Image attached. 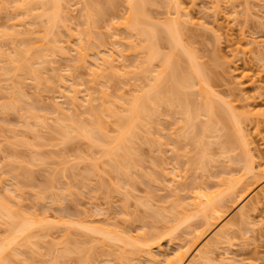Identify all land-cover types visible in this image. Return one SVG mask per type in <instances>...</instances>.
Segmentation results:
<instances>
[{
	"label": "rangeland",
	"instance_id": "rangeland-1",
	"mask_svg": "<svg viewBox=\"0 0 264 264\" xmlns=\"http://www.w3.org/2000/svg\"><path fill=\"white\" fill-rule=\"evenodd\" d=\"M46 1L0 0V203L9 205L11 212H14L13 216L17 215L16 218L12 216L14 219L12 221H17L19 224V221L21 223L27 219L34 224L23 234H26L28 239L25 240V236L20 235L15 243L5 250L7 251L5 262L0 260V264H121L122 262L125 264L131 261L132 264H150L151 262L144 257L146 254L142 255L149 249L158 256V259L163 260L165 256L174 254L173 252L182 246V243L183 245H187L186 242L191 243L190 238L195 233L192 229L196 231L199 227L202 228V217L198 214L201 218L194 215L192 202L189 203L193 201L191 194H195V190L204 185L209 186L208 191L210 188L213 191L217 190L220 186L219 189L224 188V185L227 186L225 182H230L226 178L239 176L242 171L244 172L245 165L249 164V161L245 160V155L241 154L243 152L238 148V142L234 140L236 136L232 121L224 119L223 123H220L212 119L210 128L213 130L217 126L216 130L210 131L208 127L210 132L205 131L208 129H205L203 124L207 116L203 118L204 111L201 110L199 113L202 112L203 115H198L199 117L196 115L195 125L190 121L191 125L188 122L190 128L185 127L187 121H183L184 116L181 113L185 114V111H182L185 107L183 106L185 95L181 93L182 98L180 94L177 97L173 96L180 102L175 103V99L172 98L171 106L170 101L166 99L164 101L167 103L163 101L162 106L158 102L160 107L157 103L158 110L154 108L157 104L152 106L154 110L147 104V108L151 110L148 112L152 115H148L149 120L145 118L146 110L145 114H141L144 118L139 117L142 121L137 119L138 123L135 119L131 124L130 135L127 137L128 131L122 136L120 131L122 122L124 121V125L125 120L127 121L126 117L128 118L130 114L126 108L132 104L130 102L132 98L135 99V94L140 96L149 91L151 87L148 88L150 86L148 82H152L156 73H159L157 78L163 77L162 75L165 78L164 81L163 78L159 81L154 79L155 83L159 82L158 84L161 85L167 83L168 75L167 72L163 74L165 71L162 70L161 55H165L168 50L167 53H170V49H167L170 45H166L169 40L160 28L163 29L161 24L168 18L169 21L178 19L177 16L180 14L173 18L176 15L174 1L147 0L148 3L142 5L143 7L145 5V9H142L145 10L143 12L147 17L145 19L151 18V20L146 26L147 22H145V27H141L148 29L152 24L156 27L154 30L158 39L153 46L157 52L160 50L159 54L161 53L155 56H161V60L155 57L152 60L150 55L149 61L153 62L151 65L142 64L141 59L147 51H150L147 48L151 47V42H154L153 31L147 32V38L151 34L148 40L151 42L146 43L149 46L146 47L143 45L145 41L147 42L145 37H139L138 32L141 27L135 29L124 27L130 20L129 17L126 21L129 5L124 3L125 0H55L54 2H58L54 3L53 7L50 1V4H46ZM219 1L221 3L216 2L220 5L219 7L217 5V11L214 8V0H180L183 6L180 11L183 10L184 12L181 13L185 15L181 19L179 17L180 23L183 22L182 20L186 23L187 15L192 18H188L186 27L180 26V31L183 29L180 35L186 44L184 46L187 50L191 49V53L195 52L193 54L197 55L196 61L200 62L197 63L205 67L202 69L205 70L203 78L204 75L206 79L209 76L206 81L210 80L211 88L220 94H218L220 100L217 94L216 98L211 97L216 99L213 100L216 101L215 105L220 103L218 106L225 108L221 101L224 99V102L228 101L229 106L235 107L239 112L252 108L253 111L261 112V115L264 112V0ZM49 12L53 17L48 16ZM179 19L176 21L179 22ZM152 21L160 22L156 25L160 24L161 27L159 28ZM142 35L144 36L145 33ZM240 36L245 37L241 38L247 39L250 45L255 43L250 46L253 49L248 50H253L252 54L246 49L244 53V48L248 47L245 43V46L242 44L243 50L239 45V50H242L240 52L238 50L239 53L234 50ZM58 47L62 48V52ZM180 49L178 48L180 51L178 53H182ZM178 53H175V57L179 55ZM107 54L110 58L105 56V59L108 57L114 61L111 60L113 64L108 59L102 61V63H110L108 66L106 64L103 66L97 56L104 58L103 55ZM146 57L149 56L146 54ZM185 60H187L186 56L185 59L181 57L178 62L179 64L184 62L180 65L187 71L188 65ZM96 64H99L100 68L99 65L96 67ZM140 69L146 74H141ZM156 70H162L163 73ZM196 81L197 79L193 80V83ZM196 83L195 86H198ZM197 86L193 87L196 91ZM201 93L199 95L195 93L194 98H190L192 104H203L205 93ZM71 94L75 95L77 101L75 97H71ZM186 95L189 97L187 92ZM196 95L198 97L203 95V98H198ZM73 98L75 100H71ZM83 101H89L92 106H86L89 107L86 109L85 104L89 103ZM80 103L84 106L82 104L80 106ZM73 104H75L74 108L71 107ZM150 104L152 103L149 102ZM115 113L118 115L116 116ZM93 120L100 126H98L99 132L97 128L90 131L89 126H92L90 123ZM260 122L257 123L259 125L257 130L254 129L257 125L253 124V120L250 125L246 124V128L249 126L250 134H253L254 130L258 132L254 137L257 141L254 140L253 152L257 159L255 162L264 166V121ZM79 124L83 125L79 126ZM67 126L70 128L68 129ZM81 126L89 129L86 131L87 134L96 131L104 136L101 134V137L96 132L93 136L90 133L91 137H97L92 142V139L87 137L89 135L82 134L86 132H80ZM193 126H195L194 131ZM197 127L201 131H195ZM75 128H78L79 133ZM201 128L205 133H202ZM64 129L69 135L64 133ZM122 133H124L123 128ZM120 134L126 137L123 138L126 142L122 140L124 150L122 143L116 144L119 152L117 156L115 154L113 156L117 159L112 156L111 159L107 151L111 152L108 150L110 148L113 152L116 151L113 147ZM117 136L118 138L112 140ZM196 136L204 138V141L198 139L203 143L202 146L196 141ZM130 137L132 139H128ZM191 137L193 139L195 137V142ZM230 140L233 141L230 143ZM129 142H132L131 145ZM107 158L112 162L115 160V163L117 160L118 164H116L120 169L116 164L118 169L107 165L110 161ZM120 159L124 162L122 163ZM127 162L129 166L125 167ZM117 170L123 173L116 172ZM247 177H245L247 181L244 182L253 186L246 197L239 203H236L235 198L229 200L231 203L226 202L225 215L194 244L193 249L204 246L221 227L231 222L228 225L234 227L230 232V240L224 243L226 245L218 247L219 251L216 249L215 253L213 252L214 263L211 261L210 264H264V201L259 204L256 211L253 210L255 212L248 211L250 223L247 219L245 221L247 223L243 224L239 221L238 215L240 207L247 205V208L244 207L247 211L250 201L253 202V197L264 187V176L257 177L256 183H252V177ZM220 182L224 185H220ZM212 190L210 192H213ZM181 200L183 202L189 200V204L184 202L188 207L183 208V206L177 210L180 206H175V202L181 205L183 203ZM0 210L3 211L1 205ZM184 211L185 215H183ZM1 213L3 215V212ZM190 214L193 216L189 218ZM2 215L0 214V240L1 238L3 240L0 243L11 237L10 229L6 228L14 223ZM186 215L189 219H186ZM174 216L180 217L181 221ZM181 217L186 220L182 222ZM86 225L108 230L110 234L116 235L114 236L116 239H111L112 234L111 238L106 237L107 235L104 238L96 231L92 233L87 230ZM10 227L13 230L14 225ZM93 229L99 228L93 227ZM188 232L190 235L187 234ZM117 235L121 236V240L118 238L120 241H116ZM126 235L131 236L130 242L128 239V242L126 241L128 238ZM123 236L126 238L124 239ZM133 239H136L133 242L137 245L133 244ZM146 243L149 245H143ZM133 246H136L132 249L136 252L141 246L138 251L142 249L145 251H141V255L140 252L137 253L139 255L133 256L132 253L127 255L126 253ZM122 254L128 257L125 256V259Z\"/></svg>",
	"mask_w": 264,
	"mask_h": 264
},
{
	"label": "bare ground",
	"instance_id": "bare-ground-1",
	"mask_svg": "<svg viewBox=\"0 0 264 264\" xmlns=\"http://www.w3.org/2000/svg\"><path fill=\"white\" fill-rule=\"evenodd\" d=\"M44 1H46V0H44ZM48 1V2H47ZM45 3L47 4V3H49V1H50V3H51V6L53 7L54 5V3L55 4H57V2H54L55 0H47ZM148 1H150V0H148ZM148 1L147 0H125L124 1V3H128L127 5H129L128 7H129V15L127 14V18H126V21L128 20V18L130 17V20L133 22H131L130 20H129V22H126V24H125V26L124 27H126L127 28V26L129 27V28H127V29H130V28H132V29H135V27H141V26H143V27H145L147 24H148V22L151 20V18H150V20H149V18L148 19H145V17L146 16H144L145 15V13H143L144 11L142 10L144 7H145V5H144V7L142 6L144 3H148ZM174 1V5H175V7H174V9H175V11L176 12H174V14L176 13V15H174V17L173 18H175L176 16H177V14H182L183 15V13H181V11L182 12H184L183 10H181L180 11V9H181V7H183V6H181L182 4H181V2H180V0L178 1V0H173ZM214 2H215V6H214V8H216L215 10H217V8L220 6L219 4H217L218 2H220L219 0H214ZM217 2V3H216ZM42 3H44V2H42ZM49 3V4H50ZM221 3V2H220ZM213 4V3H212ZM173 5V6H174ZM217 5H218V7H217ZM47 6V5H46ZM172 6V5H171ZM43 7H45L44 5H43ZM57 7V6H56ZM49 8V7H48ZM53 9V8H52ZM145 9V8H144ZM183 9V8H182ZM51 10V9H50ZM214 10V9H213ZM47 11H48V9H47ZM187 11V10H186ZM218 11V10H217ZM217 11H215V12H217ZM43 12H45L44 10H43ZM180 12V13H179ZM128 13V12H127ZM186 14L188 13V12H185ZM184 13V14H185ZM47 14V13H46ZM49 14L50 15H48L49 17L50 16H52V14L49 12ZM55 14V13H54ZM147 15V14H146ZM180 15H178L177 17H178V19H179V17H180V19H181V17H184L185 15H183V16H180ZM189 15H187L185 18V20H187L186 21V23L184 22V20H182L183 22L182 23H180L181 22V20L179 21V22H177L178 21V19L176 18V19H173V20H170L169 21V18H168V20L165 22V23H163V24H161V25H163V29H162V27L160 26V24L159 25H156L157 23H160V22H156L155 23V21L153 22L156 26H158L160 29H161V31H163V33L164 34H166L165 35V37L167 36V38H168V40H169V43L167 44V42H166V45H170L167 49H170V53H167V52H169V50L167 51V52H165V55L163 54V55H161L160 57L161 58H163L162 60H161V58L160 57H155V56H158V54H159V52H160V50H159V52H157L156 51V49H155V47L153 46V45H155L156 44V39H158V38H156V36L157 35H155V26L152 24V26L150 25H148L149 27H148V29L147 28H143L142 29V27L139 29L140 30V32H138L139 33V37L140 36H142L143 38L145 37V39L147 40V42L145 41L144 43L145 44H143V45H145L146 47H149L148 46V44L146 45V43H150L148 40L150 39V36H151V34H149L150 36H148V38H147V32L149 33H151V31H153L152 32V38H153V36H154V38H153V40L152 41H154V42H151V47L150 48H147V49H150V51H147L148 53L149 52H151V53H145V56L144 57H146V54L149 56V57H146L145 59H144V57H143V59H141V60H145V61H147V58H149L148 59V61L150 60V55H151V58H153V57H155V58H160V60H161V64L163 65H160V66H162L163 67V71H165V73H163V71L162 70H160V71H157L156 70V72H161L162 71V73L163 74H166V72H167V75L168 76H166L167 78H166V80H167V83L166 84H164L163 83V81H164V78H165V76L164 75H162L163 77H158L157 78V75L159 74H157L156 73V77H154V75H152L153 77H154V79H158V81L159 80H161L162 78H163V81H162V83L164 84H162L161 85V83L160 84H158V83H155L153 80L154 79H152V82L151 83H149L148 82V84L150 85L148 88H150V90L149 91H146V93H144V94H141L140 96H137V94H135V99L133 100V98L131 99V102L130 103H132V104H130V105H128V108H126L127 109V111H129V116H128V113H126L127 114V116H128V118L126 117V119H127V121L125 120V124L123 125V122H122V125H123V127H122V125H121V129H120V131H121V134H122V136H125L126 135V133L128 132V135H127V137L130 135L129 133H130V127H131V124L133 123V122H135L134 120L136 119V121H137V119L139 120V121H142L139 117L141 116V114L143 113V114H145V112H146V110H147V115L145 116V118L147 117V119L149 120V118H148V115H150V113L148 112V111H151V110H149L147 107L148 106H150V108H152L153 110H154V108L156 109V110H158L157 108H158V104L160 103L161 104V106L163 105V101H164V99H166V100H168V102L170 103L169 105L171 106V99L172 98H174L173 96H176L177 97V95H181V93L183 94V95H185L183 98H184V103H183V106L185 105V107H183V110L182 111H185V114H183V112H181V110H180V112L182 113V115L184 116L183 117V121H187L186 122V124H185V122L183 123V124H185V127L187 126H189V124L191 123V122H194L196 119L195 118H197V116L199 115V116H201V115H203V114H201L203 111V113H204V115H203V118H204V116H207L206 118H207V121H206V118H205V123L203 124V125H205V129H208V127H209V129H211L210 131H213V130H216L215 128H217V126L215 127V128H213V130H212V128H210V126H211V122H212V119L214 120H217V121H220V123L222 122L223 123V121L222 120H224V119H226V121L227 120H230V122L233 124L232 126L234 127V129H235V139L234 140H236V142H238V148H240L241 150H242V152L243 153H241V154H244L245 155V157L247 158H245V157H243V158H245V160H248L249 162V164H246L244 167H245V170H244V174L241 172V174L238 176L237 175V177H236V175L235 176H228L229 178H226L227 180L229 179L230 180V182H225V183H227V186H225L224 185V183L222 184L221 182L219 183L220 185L222 184V185H224L223 187L224 188H222V189H217V190H212L211 188H210V190L208 191L207 189H208V187L206 186V185H204L203 187L202 186H199L195 191L196 192H194L195 194H191V196H193V197H191V200H193V201H189V203L190 202H192L191 204L193 205V206H191V207H193V209H194V215L196 216L197 214L199 215V216H201L202 217V219H203V222L202 221H200V223L202 222L203 224H202V228L201 227H199L196 231H194L193 229H192V231L193 232H195L194 233V235H193V233H192V231H191V229H190V232L192 233V235H193V237H191L190 238V244H188L187 242H186V244L187 245H183V243H182V246H179L178 247V249H176V251H174L173 253L174 254H172V255H168V256H165V258H162L163 260H160V258L158 259V256H156L154 253H152L151 251L152 250H147L145 253H143L142 254V252L141 251H145V249H142L141 251H138V250H140L141 248H142V246L141 247H138V250H137V252L135 251V250H132L134 247H136V246H133L132 248H130L131 250H132V252H130L129 250H128V252L126 253L127 255H129V253H132L133 254V256L135 255V254H137V253H139L140 255L142 254V255H144V254H146L144 257H146V259H147V261H149V262H151V263H153V264H210V262L212 261V259H214V257H215V255H213L215 252L214 251H216V249H218V247H220L221 245H223L224 243H226V242H228V240H230V232H231V230L233 229L232 227H234L233 225H228V224H231V222L230 223H227L225 226H223V228L221 227L220 228V230H219V232H217V233H215V235H213L214 237H211L210 239H211V241L209 242V241H207V243L204 245V246H202L201 245V247H199V248H196V249H193V247H194V244L196 243V242H198V239L199 238H201L202 236H203V234H206L207 233V231H209V229L213 226V224H216V222L218 221V220H220L221 219V217L223 216V215H225V213H224V211L226 210V209H224V206H225V204H226V202H229V200H231L232 198H235L236 199V203H239V201H242L245 197H246V195H247V193H249V191H250V188L253 186H251V184L250 183H245L244 182V180L245 181H247V179L245 178V177H247V176H250V177H252V179H253V181L252 180H249V182H251L252 181V183L253 182H255L256 183V181L258 180L257 179V177L258 178H261V176L263 175L264 176V166H261L260 164H259V162H255V152H253V148H254V137H255V135L257 136L258 134V132L257 131H252V133L253 134H250L248 131H249V126L246 128V124L248 123V125H250V123H251V121L253 120V124H255V125H257V127L255 128L254 127V129H256L257 130V128L259 127V125L258 124H260L261 122L260 121H264L263 119H264V115H260V113H259V111H257V110H252V108L251 109H249V108H247V109H243L241 112H239V111H237L236 109H235V107L233 108V106H229V103H228V101H226V102H224V99L223 100H221V101H223L222 102V104H224V106H225V108L223 107H220V106H218V104H220V103H217V105H215V102L213 101V100H216V99H214V98H216V94H217V92L214 90V89H212L211 87H212V85L210 86L209 84H210V80L207 82L206 80L209 78V76L207 77V79H206V77H205V75H204V78H203V74H204V71L205 70H202V69H204L205 67H201V66H203L202 64H198V63H200V62H198V61H196V54H193V53H195V52H192L191 53V49L189 50H187V47H185L186 46V44L184 43V40H182L183 38H182V35H180L181 34V32L183 31V29L180 31V26L181 25H184L185 26V24H187L188 23V18H190V19H192L191 17H188ZM191 16V15H190ZM48 17V18H49ZM53 17V16H52ZM55 17V16H54ZM48 18H47V22H49L48 21ZM147 18V17H146ZM49 19H51V20H53L52 18H49ZM133 19V20H132ZM146 20V21H145ZM166 20V19H165ZM177 20V21H176ZM164 21V20H163ZM50 22H52V21H50ZM54 22V21H53ZM145 22H147L146 24H145ZM55 23V22H54ZM177 23H178V25H177ZM128 24V25H127ZM140 24V26H136V25H139ZM144 24H145V26H144ZM151 24V23H150ZM192 24V23H191ZM132 26V27H131ZM177 26H179V27H177ZM134 27V28H133ZM186 27V26H185ZM185 27H183V28H185ZM219 28V27H218ZM217 28V29H218ZM131 29V30H132ZM141 29H142V34H144L145 33V35L143 36L142 34H141ZM160 29H159V31H160ZM178 29H179V31H178ZM147 30V31H146ZM158 30V29H157ZM220 30V29H219ZM128 31V30H127ZM133 31H135V30H133ZM159 31H158V33H159ZM180 32V33H179ZM131 33V32H130ZM162 33V32H161ZM160 33V34H161ZM162 33V34H163ZM159 34V36H161ZM180 36H179V35ZM217 35V34H216ZM158 36V37H159ZM163 36V35H162ZM220 36V35H219ZM219 36H217V37H219ZM141 37V38H142ZM241 37H243V36H240L238 39H239V42H238V39H237V42L238 43H236V44H238V45H236L235 46V48L237 49H234L236 52L239 50V45H241V48H242V50H243V47L245 46L244 45V43L248 46L247 48L245 47L244 48V53L247 51V52H250L251 54L253 53L252 51L253 50H250V51H248L249 50V48L250 49H253V47L251 48L250 46H252L253 44H255L254 42H253V44L252 45H250L251 43H247V39H243V38H245V37H243V38H241ZM163 38V37H162ZM181 38V39H180ZM159 40H160V38H159ZM165 40H166V38H165ZM164 40V41H165ZM251 40V39H250ZM253 41H254V39H252ZM158 41V40H157ZM161 41V40H160ZM164 41H162L163 43H164ZM256 41V40H255ZM251 42V41H250ZM155 43V44H154ZM258 42H256V46H258V44H257ZM244 46H243V45ZM249 44V45H248ZM160 45H162V43L160 44ZM164 45V44H163ZM185 45V46H184ZM261 45V44H260ZM45 46V45H44ZM238 46V47H237ZM243 46V47H242ZM62 47V46H61ZM146 47H144V49H146ZM41 48H42V46H41ZM58 48H60V47H58ZM83 48V47H82ZM178 48H181L180 50H181V52L186 56V58H187V60H185V61H187V67L188 68H186L187 69V71H185L184 69H183V67L181 66L182 65V63L184 64V62H181L180 64H179V62H178V60L180 61V58L182 57L183 59H185V56L182 54V53H178V52H180V51H178ZM189 48V47H188ZM61 50V52H62V48H60ZM176 49V50H175ZM245 49H246V51H245ZM43 50H45V48H43ZM175 50V51H174ZM241 50V49H240ZM240 50H239V52H240ZM241 50V51H242ZM259 50V49H258ZM264 50V49H263ZM233 51V50H232ZM178 53L179 55V59L177 60L176 58L178 57L177 56V54H176V56L177 57H175V53ZM239 52H237V53H239ZM44 53V52H43ZM235 53V52H234ZM249 53V54H250ZM259 53H260V51H259ZM108 54H110V52L108 53ZM103 55L104 56V58H102L101 56H97V58L100 60V62L99 63H102V61L104 62V61H106L107 59H108V61L111 63V60H113L114 61V59H109L110 57H109V55ZM112 54V53H111ZM161 54V53H160ZM159 54V55H160ZM184 57H183V56ZM195 55V56H194ZM105 56H108L107 57V59H105L106 57ZM113 56V55H112ZM113 58V57H112ZM98 60V61H99ZM152 60H154V58L152 59ZM152 60H151V62L149 61H147L146 63H145V61L143 62V61H141L142 62V64L144 63V64H148V63H150V65H151V63H153L152 62ZM157 60V59H156ZM183 61V60H182ZM96 62V61H95ZM163 62V63H162ZM198 62V63H197ZM97 63V62H96ZM110 63H108V62H106V63H102L101 65H109ZM111 64H113V62L111 63ZM140 64V63H139ZM21 65H22V63H21ZM97 66L96 67H98V65L99 64H96ZM149 65V64H148ZM201 65V66H200ZM95 66V65H94ZM106 66V67H107ZM114 66V65H113ZM113 66H111V67H113ZM137 66V65H136ZM142 66H144V65H142ZM185 66V65H184ZM111 67H109V68H111ZM138 68H139V66H137ZM141 67V66H140ZM148 67H150L151 68V66H148ZM98 68H100V65H99V67ZM98 68H95V69H98ZM108 68V67H107ZM142 68V67H141ZM21 70H22V67H21ZM99 70V69H98ZM97 70V71H98ZM146 70V69H145ZM167 70V71H166ZM95 71V70H94ZM148 71V70H147ZM7 72V71H6ZM96 72V71H95ZM140 72H142L141 74H144V71H141V69H140ZM149 72H151V71H149ZM154 72V71H153ZM155 73V72H154ZM146 74V73H145ZM144 74V75H145ZM150 74V73H149ZM152 76H150V77H152ZM152 77V78H153ZM197 79V83L196 84H198V86H197V91L199 92V93H201V92H203V94L205 93V95H204V101L202 100V102H203V104L201 105V104H199V105H201V106H199V105H197L196 103H194V104H192L191 103V100H190V98H194V96H195V93H197V95H199V93L195 90V88H196V86H195V83H193V80L195 81V79ZM211 83H212V81H211ZM152 84V85H151ZM193 84H194V86H193ZM193 87H195V88H193ZM263 87H264V84H263ZM147 88V87H146ZM147 88V89H148ZM191 90H190V89ZM258 88H259V85H258ZM146 89V90H147ZM187 89H188V91H187ZM193 89H194V91H193ZM260 89H262V88H260ZM140 90V89H139ZM143 90H144V88H143ZM141 91V90H140ZM145 91V90H144ZM191 92V95H190V92ZM194 93H193V92ZM186 92L189 94V97L186 95ZM140 93V92H139ZM139 93H138V95H139ZM142 93V92H141ZM193 94V95H192ZM202 94V93H201ZM219 94V93H218ZM217 94V98L220 100L221 99V97H218L219 95ZM75 95H76V93H75ZM75 95H72L71 94V97H75ZM171 95H172V97H171ZM196 95V97H198ZM89 95H87V97H88ZM215 96V97H214ZM70 97V96H69ZM70 97V98H71ZM170 97V98H169ZM176 97L174 98L175 100L174 101H176L175 103H179L180 101H177L176 100ZM181 98H182V95L180 96ZM199 97H202L203 98V95H201V96H199ZM198 97V98H199ZM211 97H214V98H211ZM69 98V99H70ZM197 98V99H198ZM75 99H76V97H75ZM74 98L73 99H71V100H75ZM85 99H87V98H85ZM84 99V100H85ZM87 100H89V98L87 99ZM194 101H198V100H195V99H193ZM76 101H77V99H76ZM91 101V100H90ZM174 101L172 100V102L174 103ZM72 102H74V101H72ZM72 102H70L71 104H72ZM89 104L87 105V104H85V107L86 106H89V107H91L90 106V102L89 101H87ZM86 101H83V103H87ZM149 102H151L152 104H150L149 105ZM159 102V103H158ZM165 103H167L166 101H164ZM199 102H201V101H198V103ZM201 102V103H202ZM75 103V102H74ZM158 103V104H157ZM230 103H231V101H230ZM76 104V103H75ZM75 104H73L71 107H73ZM81 104L82 103H80V106H81ZM147 104H148V106H147ZM156 105L157 104V107H154L153 105ZM160 104H159V107H160ZM181 104V103H180ZM180 104H177V105H180ZM226 104V105H225ZM232 104V103H231ZM78 105V104H77ZM83 105V104H82ZM167 105V104H166ZM191 105H193L195 108H192L193 106H191ZM199 106V107H197V106ZM84 106V105H83ZM130 106V107H129ZM154 108H153V107ZM175 106V105H174ZM70 107V109H72ZM84 107V108H85ZM88 107V108H89ZM169 107V106H168ZM177 107V106H176ZM181 107V106H180ZM197 107V108H196ZM220 107V108H219ZM74 108V107H73ZM87 107H86V109H88ZM185 108V109H184ZM180 109H182V108H180ZM90 110H92L91 108H90ZM152 110V111H153ZM202 110V112L201 113H199L200 111ZM235 110H236V112H235ZM88 111V110H87ZM94 111V110H93ZM125 112H126V110H125ZM124 112V113H125ZM158 112V111H157ZM178 112V111H177ZM238 112V113H237ZM88 113H90V112H88ZM92 113V112H91ZM95 114V113H94ZM116 114V113H115ZM142 114V115H143ZM118 115V113L116 114V116ZM120 115V114H119ZM181 115V116H182ZM197 115V116H196ZM259 115H260V117H259ZM94 116H97V115H94ZM125 116V115H124ZM123 116V118L125 119V117ZM150 116H152V115H150ZM198 116V117H199ZM119 118H121L120 116H118ZM142 117V116H141ZM97 118V117H96ZM96 118H94V119H96ZM122 118V119H123ZM142 118H144V117H142ZM194 118V119H193ZM87 119H89V118H87ZM86 119V120H87ZM146 119V120H147ZM192 119H193V121H192ZM89 120H91V117H90V119ZM88 120V121H89ZM98 120V119H97ZM100 120V119H99ZM144 120V119H143ZM181 120V119H180ZM197 120H199V119H197ZM139 121H137L138 123H139ZM191 121V122H190ZM256 123H255V122ZM90 122V121H89ZM88 122V123H89ZM95 121L93 120V121H91V127L89 126V128H90V131H92V130H96V128L98 129L100 126L99 125H97L98 123L96 122V123H94ZM136 122V123H137ZM188 122H189V124H188ZM199 122V121H198ZM258 122H260V123H258ZM75 123H76V121H75ZM83 123H84V125H85V122L83 121ZM141 123V122H140ZM147 125H148V123L147 122H145ZM144 123V124H145ZM210 124L209 126L207 125V124ZM219 123V122H218ZM219 123V124H220ZM258 123V124H257ZM78 124V123H77ZM76 124V125H77ZM87 124V123H86ZM89 124V125H90ZM94 124V125H93ZM100 124V123H99ZM102 124V123H101ZM100 124V125H101ZM145 124V125H146ZM193 124V123H192ZM73 125H74V123H73ZM73 125H71V126H73ZM75 125V126H76ZM80 125H83V124H79V126ZM135 125V124H134ZM146 125V126H147ZM191 125V124H190ZM193 125H195V122H194V124ZM216 125V124H215ZM70 126V125H69ZM70 126V127H71ZM86 127H88V125H85ZM95 127V128H92V127ZM99 126V127H98ZM202 126V125H201ZM212 126H214V124L212 125ZM222 126V128H223V125H221ZM224 126H225V124H224ZM70 127H68L67 126V128L69 129ZM74 127V126H73ZM84 126H81V128H79L80 129V132H86V131H89V129L87 130V128L86 127H84L85 128V130H84V128H83ZM192 127V126H191ZM195 126H193V128H192V130L194 131V128ZM202 127H204V126H202ZM226 127V126H225ZM229 127V126H228ZM67 128H66V130H67ZM122 128H123V131H124V133H122ZM189 128H190V126H189ZM198 128V129H197ZM196 128V130L195 131H201V130H199V127H197ZM220 128V127H219ZM75 129H77V133H79V130H78V128H75ZM135 129V128H134ZM202 129V128H201ZM209 129L208 130H205V131H208V132H210L209 131ZM248 129V130H247ZM65 130V129H64ZM65 130V131H66ZM71 130V129H70ZM73 130V129H72ZM71 130V131H72ZM81 130H84V131H81ZM104 130V129H103ZM187 130H188V128H187ZM192 130H191V132H192ZM222 130H224V128L222 129ZM227 130V129H226ZM64 131V133L65 134H68V132L66 133ZM73 131H75V130H73ZM100 130L98 129V132H99ZM76 132V131H75ZM96 132V131H95ZM95 132H93V134L91 133V132H88V134H87V132L86 133H82L83 135L85 134V135H89L90 133H91V135H95L94 133ZM190 132V133H191ZM204 131H203V129H202V133H203ZM214 132V131H213ZM212 132V133H213ZM217 132V131H216ZM218 132H219V130H218ZM229 132V131H228ZM97 133V132H96ZM105 133V132H104ZM193 133V132H192ZM199 134H201V132H198ZM205 133V132H204ZM207 133V132H206ZM212 133H209L210 134V136H213L212 135ZM227 133V132H226ZM225 133V134H226ZM76 134V133H75ZM98 134V133H97ZM102 134V133H101ZM101 134H98V135H100L101 136ZM106 134V133H105ZM121 134H120V137L118 138V136L117 137H115V138H113L112 140H114V139H116V138H118L117 140H115V141H117L116 143H114V145H115V147H113V148H116V151L115 152H113L112 151V148H110V149H108V150H111V152H112V155H111V152L110 151H107V152H109V154H110V156H109V158H111V156L114 158L115 156H113L114 154L116 155V154H118L117 152H119V151H117V150H119V148H117L118 147V145H117V147H116V144H120V143H122V149H123V141H125L126 142V140H124L123 138H126V137H122L121 136ZM123 134H125V135H123ZM197 134V133H196ZM208 134V135H209ZM69 135V134H68ZM78 135V134H77ZM91 135H89V136H87L88 138H91L92 139V142H94L93 140L94 139H97V137H91ZM103 135V134H102ZM194 135V134H193ZM203 135V134H202ZM201 135V136H202ZM205 136H206V134H204ZM234 135H232V136H234ZM97 136V135H96ZM104 136V135H103ZM209 136V137H210ZM225 136V135H224ZM229 136H230V134H229ZM102 137V136H101ZM219 137V136H218ZM100 138V137H99ZM192 138V137H191ZM196 141L197 142H199L198 144H201V146H202V140L204 139H202V137H197L196 136ZM199 138H201V139H199ZM205 138H207V137H205ZM214 138V137H213ZM215 138H216V136H215ZM227 138V137H226ZM230 138V137H229ZM102 139V138H101ZM128 139H132L131 137L130 138H128ZM198 139L199 140H201V141H198ZM111 140V141H112ZM123 140V141H122ZM157 140H159V138L157 139ZM194 140V142H195V137H194V139L192 138V141ZM91 141V140H90ZM96 141H98V140H96ZM95 141V142H96ZM115 141H112V142H115ZM130 141V140H129ZM204 141V140H203ZM233 141V140H232ZM231 140L229 141L230 143L232 142ZM255 141H257V140H255ZM130 143V142H129ZM129 143H128V146H129ZM132 143V142H131ZM131 143H130V145H131ZM193 143V142H192ZM233 143H235V142H233ZM126 144V143H125ZM158 145H159V143H157ZM161 144V143H160ZM196 144V143H195ZM209 144V143H208ZM236 144V143H235ZM121 145V144H120ZM223 145H225V144H223ZM230 145H232V144H230ZM194 146H199V145H194ZM121 147V146H120ZM204 148H205V146H204ZM106 149V148H105ZM197 149V148H196ZM224 149V148H223ZM226 149H229V148H226ZM237 149V148H236ZM107 150V149H106ZM105 150V151H106ZM124 150V149H123ZM128 151H129V149H127ZM127 150H125L126 152H127ZM206 150V149H205ZM199 151H201V150H199ZM106 152V154L107 155H109L108 153ZM205 152V156H207V154H206V151H204ZM120 153H121V151H120ZM128 153V152H127ZM259 153V152H258ZM257 153V154H258ZM123 154V153H122ZM129 154V153H128ZM199 154H201V152H199ZM203 154V153H202ZM204 155V154H203ZM202 155V156H203ZM117 156V155H116ZM120 156V155H119ZM122 156V155H121ZM126 156V158H127V155H125ZM124 157V156H123ZM109 158H107V160H110ZM122 158V157H121ZM112 159V158H111ZM114 159H117V157L116 158H114ZM119 159V158H118ZM122 159H125V158H122ZM231 159V158H230ZM235 159V158H234ZM121 160V159H120ZM126 160V159H125ZM202 160H203V157H202ZM257 160V159H256ZM115 161V160H114ZM113 161V162H114ZM107 163H108V161H106ZM111 160L109 161V163H111V164H107V165H110L111 167L113 166V169H114V167H120L119 165H117L118 163H117V160H116V163L114 162L113 163ZM120 162V161H119ZM121 162L123 163L124 161H122L121 160ZM120 162V163H121ZM130 162V161H129ZM129 162H127V165H125V167H127V166H129L128 164H129ZM236 162V161H235ZM240 162V161H239ZM247 161H245V163H246ZM121 163V164H122ZM257 163V164H256ZM115 164H116V166H115ZM106 165V166H107ZM131 165V164H130ZM110 166H108L109 168H110ZM116 167V168H117ZM117 168V169H118ZM122 168V167H121ZM175 168V167H174ZM112 169V168H111ZM120 169V168H119ZM173 169V168H172ZM122 170H124L123 168H122ZM243 170V169H242ZM174 171H175V169H174ZM116 172H120V170L118 171H116ZM176 172V171H175ZM121 174L123 173V172H120ZM177 174H178V172H177ZM230 175V174H229ZM175 176V175H174ZM177 176V175H176ZM179 177V176H178ZM236 177V178H235ZM245 178V179H244ZM248 178V177H247ZM172 179V178H171ZM174 179V178H173ZM226 179L225 178H223V180L224 181H226ZM251 179V178H250ZM222 180V179H221ZM228 180V181H229ZM218 184V183H217ZM205 187V188H204ZM207 187V188H206ZM216 187H218V186H216ZM215 189V188H214ZM252 189V188H251ZM213 191V192H216V193H213V192H210V191ZM219 190V191H218ZM221 190V191H220ZM260 193L258 194V195H255L253 198H254V200H253V202H252V200L250 201L251 202V204L249 205V208L247 209V211H246V209H244V207L245 208H247L246 206L247 205H245L244 207H240V209H239V211H240V214H238L239 215V221H242V223L244 224V222L245 221H247V219H248V221H249V217H250V215L248 216V211L250 212L251 210L253 211V210H255L256 211V209L258 208V206H259V204L261 203V202H263L264 201V187L263 188H261L260 189V191H259ZM8 197V196H7ZM188 197V196H187ZM177 201V200H176ZM178 201H180V200H178ZM182 201V200H181ZM188 201H184V202H186V203H188ZM8 202V201H7ZM183 202V201H182ZM184 202L180 205H178L176 202H175V206L177 205V206H180L177 210H179V209H181V207H183V208H185V206H186V208L188 207V204H185L184 205ZM234 202V201H233ZM178 203H181V202H178ZM229 203H231V202H229ZM236 203H234L235 205H236ZM174 204V203H173ZM233 204V203H232ZM0 205H1V207H2V209H3V211H1V212H3V215H2V213L0 212V214L4 217V215L7 217V218H9L10 219V221H12V220H14L13 219V217H15L16 218V216H13V214L12 213H14V212H11L12 210L11 209H9V208H11V207H8L9 205H6L5 206V203L3 202H1L0 203ZM174 206V207H175ZM227 206V205H226ZM225 206V207H226ZM182 208V209H183ZM192 209V208H191ZM224 209V210H223ZM176 210V209H175ZM187 210V209H186ZM185 210V211H186ZM182 211V210H181ZM183 212L184 214L183 215H185V213L186 212ZM255 211H253V212H255ZM180 212V211H179ZM176 214V213H175ZM192 214V213H191ZM188 215L189 216V218L190 217H192L193 215ZM179 215V214H178ZM197 215V217H199ZM13 216V217H12ZM180 216V215H179ZM174 217H176V216H174ZM184 217V216H183ZM185 217H187V215L185 216ZM201 217H199V218H201ZM1 218V217H0ZM5 218V217H4ZM176 218H178L177 220H179V221H181L180 220V217H176ZM175 218V219H176ZM182 218V217H181ZM188 217L186 218V219H189ZM9 219H7L8 221H9ZM23 220H24V218H22ZM185 219V220H186ZM5 220V219H4ZM6 220V221H7ZM17 220V219H16ZM21 220V219H20ZM183 218H182V222H183ZM184 220V221H185ZM9 221V223L8 224H10L11 222ZM25 221V220H24ZM5 222V221H4ZM12 222H14V221H12ZM26 222H28V223H26ZM251 222V220L248 222V223H250ZM6 223V222H5ZM179 223H181V222H179ZM235 223V222H234ZM245 223H247V222H245ZM91 224V223H90ZM236 224H238V223H236ZM6 225H7V223H6ZM12 225H14V227H12L13 228V230H11V227L9 228V226H12ZM10 224L9 226H8V228H6V229H10V234L9 235H11V237L8 239V240H6V241H4V242H2V243H0V260H1V262L3 261V262H5V256H6V253H7V251L5 252V250H7V248L8 247H10V246H12V244L13 243H15V241L17 240V238L18 237H20V235H23L24 233H26L27 231H29L31 228V226L32 225H34L32 222H30V220L28 221L27 219H26V221L25 222H23V221H21V223H20V221H19V224H18V222L17 221H15L13 224ZM235 225V224H234ZM85 226V225H84ZM90 225H88V227H87V225H86V227L88 228L87 230L88 231H92V233H93V231H96V233H100L101 234V236L103 235V237L105 238V235H107L106 237H112L111 239H114L115 237L114 236H116V235H113L112 233V236H111V234H110V231H108V230H103V228H102V230H100L101 229V227H98V226H94V225H92V226H90ZM199 226H201V225H199ZM33 227V226H32ZM93 227L95 228V229H97V228H99V229H97V230H94L93 229ZM196 227V226H195ZM225 227V228H224ZM236 227H237V225H236ZM90 228V229H89ZM91 229H93V230H91ZM199 230V231H198ZM236 230V229H235ZM12 231H13V234H12ZM99 231V232H98ZM105 231H108V232H105ZM233 231V230H232ZM9 232V231H8ZM190 232H188L187 234H189L190 235ZM206 232V233H205ZM30 233V232H29ZM26 235V234H25ZM25 235H23V236H25ZM27 235H28V233H27ZM110 235V236H109ZM120 235H117V240L116 241H120L121 240V236L119 237ZM125 236V235H124ZM123 236V237H124ZM128 235H126V237H127ZM233 236V235H232ZM102 237V238H103ZM126 237H124V239L126 238ZM130 237V238H129ZM24 238V237H23ZM26 236H25V240H26ZM103 238V239H104ZM120 240H119V239ZM2 240H3V238H1ZM28 239V238H27ZM116 239V238H115ZM123 239V238H122ZM127 239L129 240V242H130V240L132 239L131 238V236H128V238H126V241H127ZM2 240H0V242L2 241ZM136 240V239H135ZM134 239L132 240V242L133 241H135ZM112 241V240H111ZM188 241V242H189ZM122 242V241H121ZM128 242V241H127ZM132 242H131V244H132ZM230 242V241H229ZM123 243V242H122ZM133 244H136V242H133ZM230 244V243H229ZM137 245V244H136ZM143 245H145V246H148L149 245V243H146V244H143ZM150 245H152L151 243H150ZM224 245H226V244H224ZM223 245V246H224ZM227 245H228V243H227ZM118 246V245H117ZM13 247H15V246H13ZM152 247V246H151ZM157 247H159V246H157ZM120 248V247H119ZM127 248V247H126ZM140 248V249H139ZM15 249V248H14ZM122 249V248H121ZM123 249H125V248H123ZM135 249H137V248H135ZM220 249H218V251H219ZM125 251V250H124ZM123 251V252H124ZM214 252V253H213ZM122 253V252H121ZM125 253V252H124ZM217 253V252H216ZM67 254V253H66ZM119 254L120 253H118V256H119ZM139 254H137V255H139ZM124 255V258H125V256H127V255H125V254H122V256ZM131 255V254H130ZM121 257V256H120ZM128 257V256H127ZM139 257V256H138ZM188 257H190V258H188ZM123 258V259H124ZM137 258V257H136ZM126 259V258H125ZM132 259V258H131ZM219 259H221V258H219ZM230 259V258H229ZM133 260H134V258H133ZM225 260H226V258H225ZM214 261V260H213ZM212 261V263H214ZM222 261V260H221ZM220 261V262H221ZM126 262V261H125ZM236 262V261H235ZM120 263V262H119ZM127 263V262H126ZM125 263V264H126ZM150 263V264H151ZM230 263H232V261L230 262ZM121 264H123V262L121 263ZM127 264H132V261H131V263H127ZM224 264V263H223ZM227 264V263H226ZM233 264V263H232ZM242 264H244V263H242Z\"/></svg>",
	"mask_w": 264,
	"mask_h": 264
}]
</instances>
